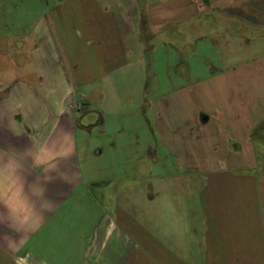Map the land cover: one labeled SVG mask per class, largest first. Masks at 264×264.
Instances as JSON below:
<instances>
[{"label": "crops", "instance_id": "0c3cea01", "mask_svg": "<svg viewBox=\"0 0 264 264\" xmlns=\"http://www.w3.org/2000/svg\"><path fill=\"white\" fill-rule=\"evenodd\" d=\"M41 1L43 15L38 21L39 25L28 32L29 34L18 35L11 29L0 28V153L5 150L19 153L32 144L40 147L53 142L70 147L73 155L61 162L59 172L63 178H55L47 184L45 197L36 201V210L26 222L14 220L0 209V213H3L0 214V244L29 245L35 259L47 261L81 259L82 256L85 257L87 245L91 244L93 248L100 243H120L122 246L127 245V250L130 244H135V252L138 250L142 258L148 259L153 253L154 258L159 257L158 261L168 253L166 260L170 264H183V253L186 260H201L202 264H242V260L245 264H252L251 261L258 258V249L264 254V237L263 248H258L254 224L225 219V209H218L219 221L215 222L210 215L212 209L209 211L208 207L204 214L201 213L203 210L199 212L202 220L200 226L190 223V231L197 233L199 241L189 246L185 252L172 247L167 250L157 243V239L161 240L158 234L155 233L156 239L153 240L149 226L140 224L129 213L128 172L109 180V172H106L104 178L99 177L95 172H90L88 167H83L81 162L83 159L86 163L84 157L88 153L85 144H82V132L100 124L101 114L109 113L108 99L112 97L117 101L120 98L112 93L113 72L137 62L145 63L144 60L152 68L153 53L157 48L156 37L160 33L165 34L161 32V28L180 23L187 16H191L193 10L199 18L209 8V4L205 5L202 0H145L143 10L139 2L130 3L131 0H72V7L65 6V0H56V4L48 10L43 8L45 0ZM222 2L223 0L218 1L217 5ZM229 2L234 3L235 0ZM114 4L123 11L121 16L115 13ZM124 20L125 23L122 24L121 21ZM120 29L127 35L130 34L129 37L136 42L124 47V39L127 38ZM83 37L87 41L81 46L78 41L81 42ZM192 46V42L182 41L178 46L171 44V48L166 49L177 54L174 64L167 65L169 71L166 83L171 85L174 78L182 80L178 83V89H184L180 93V102L186 99L184 92L187 84L192 83L194 78L188 56H185L194 51ZM112 51L116 52L117 58L110 59ZM86 52L92 53L90 56L95 61H92L93 67L82 57ZM258 58L255 57L254 61L257 62ZM86 65L92 70L89 78L82 77L84 74L81 66ZM155 74L153 69L150 70V74L138 88L141 95L140 118L144 122L139 127L144 133L146 131L153 136L152 142L147 141L153 164L160 159L158 153L161 158L165 157L159 152L156 143L158 139L154 133L157 131L163 137L168 134L170 140L164 142L170 148L184 144V152H179L184 154V158L180 155L179 160L185 163L182 164L185 165L184 171L187 172L188 168L190 174L187 175L193 177L196 172L193 163L196 160L194 161L192 151L185 144L188 140L186 131L192 134L197 122L205 133L208 131L206 127L213 122L214 128L210 132L213 133L216 128L220 131L217 136L225 151L224 159L220 160L223 166L234 169L241 162L245 166L252 164L251 161L241 160L237 156L244 150L241 149L242 145L238 146L240 138L230 113L226 112L230 121L224 126L221 119L225 114L221 109H210V112L204 105L199 104L194 113H187L184 108L181 109L182 112L178 111L180 120H176L179 116L172 106V99L166 97V108L162 111V97L153 96L157 89L161 90V82L158 78L155 79ZM202 81L203 79L197 77L195 84H201ZM166 94L169 95L170 92ZM72 98L76 99L77 104ZM96 98L101 99L103 109H99L94 103ZM128 98L133 102L136 90L135 93H128ZM147 106L153 111L154 121L148 116L147 109H144ZM201 115L206 120L200 118ZM214 116H217V120ZM125 118L132 124L139 118V114L130 113ZM255 127L256 131L259 126ZM262 128L264 130V123ZM65 132L70 133V136L65 137ZM144 144L143 141L138 142L137 137L130 145L138 152ZM95 153H102V150L97 149ZM139 153L132 158V162L138 163L142 160ZM200 156L206 158L203 153ZM122 159L124 164L129 161L127 158ZM162 163L165 165V160ZM178 165L181 169L180 164ZM88 166L91 168V165ZM26 167L29 180L44 173L42 167L33 166L30 160ZM52 175L55 176V173ZM104 182L103 188L92 190L95 184ZM153 187L151 182L145 192L142 190L138 193L142 197V203L146 202L142 207L143 211L146 205L156 206V217L152 214L153 222H160L161 208L164 207L174 211L179 208L185 213L188 212L192 218L196 216L197 210L194 206H178L168 201L159 204L160 195L157 197V194H160L161 189L155 193ZM183 190L187 195L188 190ZM141 221L144 222L145 219ZM98 229L103 230L99 232ZM112 253L110 251L109 257L115 260L117 256ZM187 264H190L189 261Z\"/></svg>", "mask_w": 264, "mask_h": 264}, {"label": "rangeland", "instance_id": "374dc122", "mask_svg": "<svg viewBox=\"0 0 264 264\" xmlns=\"http://www.w3.org/2000/svg\"><path fill=\"white\" fill-rule=\"evenodd\" d=\"M65 1V6L72 7V0ZM218 1L221 0L201 1L205 5L209 4V8H206L200 16L202 19L198 18L196 11L193 10L192 15L187 16L180 23L161 28V32L165 34L160 33L156 37L158 42L155 40L157 48L153 53L152 68L144 60L145 63L137 62L113 72L112 93L120 97L121 101H116L112 97L108 99L107 111L109 113L101 114L100 124L93 125L89 129L90 131L82 132V134L84 133L82 144H85L88 151L87 156L84 157L86 163L83 159L81 161L83 167H88L90 172H95L102 178L106 172H109V180L128 172L130 192L127 208L129 213L140 224L149 226L153 240L156 239L155 233L158 234L161 240L157 239V243L166 247L167 250L172 247L185 252L189 246L199 241L197 233L190 231V223L194 222L195 225L200 226L202 220L199 212L203 210L201 213L204 214L207 207L209 211L210 208L212 209L210 215L215 222L219 221L218 209H225L227 214L225 219L254 224L258 248H263L264 0H235L234 3H230L231 0H223L221 4L217 5ZM56 2V0H45L43 8L51 10ZM138 2L144 10L145 0L130 1V3L136 4ZM41 4V0H0V21L2 22H0V28L11 29L18 35L35 30L44 12ZM117 7L118 5H113L115 13L121 16L123 11ZM121 23L124 24L125 20ZM181 23L184 24L178 26ZM184 25L186 28H183ZM121 33H124L127 38L124 39V47L136 42L135 39L129 37L130 34L127 35L123 30ZM81 39V42H78L83 46L87 39L84 37ZM182 41L193 43L192 50L194 51L185 56H188V63L192 66L194 78L192 77V83L187 84V89L184 92L186 99L180 102V93L184 89H178V83H181L182 80L174 78L171 85L166 83L169 71L167 65L174 64L177 54L174 51H166V49L167 47L171 48V44L178 46ZM90 54L92 53H83L82 57L93 67L92 64L95 61ZM255 57H259V63L254 61ZM113 58H117L114 51H112L110 59ZM92 61L94 62L92 63ZM152 69L156 73L155 79L158 78L161 82V90L157 89V93L153 96L162 97L160 101L162 111L166 108V97H170L171 103L173 102L172 106L179 116L176 117V120H180L178 111L184 108L187 113H194L199 104L204 105L207 110L221 109L225 114L223 117L221 116L224 126H227L230 121L226 112L230 113L231 121L240 138L238 146L242 145L241 149L244 150L237 156L241 160L251 161L252 164L249 163L250 166H245V163L241 162L237 168L228 169V166L225 167L220 163V160L224 159L225 151L222 141L217 136L220 131L216 128L213 131L214 134L210 132L214 128V122L210 124L211 126L206 127L208 134L200 128L198 122L192 134L190 131H186L188 140L185 145L189 151H192L194 161L196 160L193 163V169L196 170L193 177L187 175L190 174L188 168L187 172L184 171L183 166L185 165H182L184 162L179 160V156L182 155L179 152L182 153L184 144L177 145V148H170L164 142V140H170L168 134H164L166 136L163 137L162 133L157 131L154 133L158 139L156 143L159 146V152L165 157L161 158V154L158 153L160 159L153 164L147 145V141H153V136L146 131L144 133L139 127L144 122L140 118L141 95L138 93L142 81L146 80V76ZM81 72L84 74L82 77L89 78L92 70L90 71L86 65V67L81 66ZM197 77L203 79L201 84H195ZM134 89L136 98L132 102V99L128 98V93L131 91L135 93ZM169 92V95L166 94ZM174 99L176 100L174 101ZM72 100L76 103L75 98ZM94 103L99 109H103L100 98H96ZM144 109H147V114L152 120L154 118L153 111L148 106ZM130 113L139 114V118L135 119L132 124L125 118ZM214 117L217 120V116ZM200 118L206 120L204 115H201ZM154 126L157 127L156 123ZM255 126H259L256 131ZM137 137L138 142L142 143L143 141L145 144L138 151L142 160L135 163L132 162L134 161L132 158L136 157L138 152L130 144L136 141ZM97 149L102 150V153H95ZM200 152L206 158L201 157ZM183 156L184 154L181 157L184 158ZM122 158L129 160L127 164L123 163L124 159ZM162 160H165V165ZM88 164L91 165V168ZM151 182L154 185L155 193L161 189L160 194H157V197L160 195L159 204L162 205L163 202L167 203L166 201H168L178 206L190 205L191 208L194 206L197 210L195 211L196 216L194 215L192 218L188 212L185 213L179 208L174 211L164 207L161 208L160 222H153L152 214L156 217V206H153L154 204L146 205V209L143 211L142 207L146 202L143 204L142 197L138 196L139 191L145 192ZM104 184L105 182L95 184L92 190L103 188ZM183 189L188 190L187 195ZM82 206L86 207L85 204ZM164 212L166 215H163ZM144 219L145 221L142 222L141 220ZM98 230L100 232L103 229ZM31 249L29 245L0 244V264H170V261L166 260L168 253L163 255L161 261H158L159 257L154 258L153 253L149 258L146 255L148 259L142 258V254L138 250L135 252V244H130L128 250L127 245L122 246L120 243L112 245L100 243L93 248L90 244L86 246L85 257L82 256L81 259L48 261L35 259ZM110 251H113L112 255L116 254L115 260L110 259ZM146 252L149 254L148 250ZM262 252L258 249V258L251 261L252 264H264ZM181 257L183 264H187V261L190 264H202L201 260H186L185 253ZM240 262L245 264L244 260Z\"/></svg>", "mask_w": 264, "mask_h": 264}, {"label": "clouds", "instance_id": "9594fccd", "mask_svg": "<svg viewBox=\"0 0 264 264\" xmlns=\"http://www.w3.org/2000/svg\"><path fill=\"white\" fill-rule=\"evenodd\" d=\"M64 136L69 137L70 133L65 132ZM72 155L70 147L53 142L40 147L32 144L19 153L14 150L0 153V209L12 219L26 222L36 210V201L45 197L47 184L55 178H63L60 164ZM29 160L33 166L44 169V173L33 180L28 179L26 164Z\"/></svg>", "mask_w": 264, "mask_h": 264}]
</instances>
